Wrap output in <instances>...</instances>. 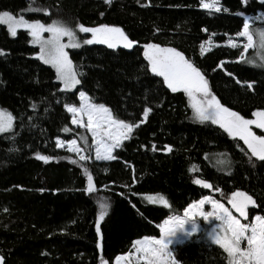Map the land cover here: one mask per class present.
<instances>
[{
    "label": "trees",
    "instance_id": "obj_1",
    "mask_svg": "<svg viewBox=\"0 0 264 264\" xmlns=\"http://www.w3.org/2000/svg\"><path fill=\"white\" fill-rule=\"evenodd\" d=\"M29 4L30 0H0V11L28 19L60 20L72 28L77 24L117 26L138 43L132 49L93 44L72 50L70 59L85 75L75 90L62 92L54 69L34 56L36 48L27 32L19 30L12 37L0 24V50L5 53L0 54V107L15 117L13 130L0 134L3 264H101V257L113 264L134 240L157 237V225L165 218L181 214L189 203L212 192L229 204L232 192L245 191L257 203L249 206L248 219L242 220L264 215V161L253 157L249 163L251 154L242 141L216 125L192 120L186 94L171 92L162 77L151 73L143 55L146 43L176 48L201 69L224 106L250 118L253 111L264 109V69L239 62L241 46L218 45L201 56L200 45L208 38L222 43L235 36L243 26V17L236 13L264 12L261 0H248L246 6L242 0H221L229 11L211 14L200 7V0H112L110 4L105 0H31L32 8L47 9L48 14L28 11ZM261 27L264 22H253L254 29ZM221 61L227 62L223 68L218 67ZM249 82L252 89L247 87ZM79 90L119 118L139 125L131 139L114 150L116 160L96 161L89 156L72 164L66 157L78 160V156L56 148L57 138L77 135L65 104L77 105ZM145 107L151 108L146 121ZM64 127L70 131H62ZM165 146L171 152L164 154ZM225 152L232 161L231 175L216 163L224 157L214 154ZM36 153L55 158L44 163ZM84 167L94 178L96 190L91 194L85 191ZM196 179L212 187L205 189L193 182ZM156 194L164 195L170 207L145 199ZM105 197L111 208L102 222L101 239L95 218L97 202ZM173 253L180 264H228L223 249L201 236L177 245Z\"/></svg>",
    "mask_w": 264,
    "mask_h": 264
},
{
    "label": "snow or ice",
    "instance_id": "obj_2",
    "mask_svg": "<svg viewBox=\"0 0 264 264\" xmlns=\"http://www.w3.org/2000/svg\"><path fill=\"white\" fill-rule=\"evenodd\" d=\"M112 0H105L110 4ZM248 0H242L247 5ZM264 4V0H261ZM200 7L212 12H228L229 9L222 7L221 0H200ZM28 11H44L48 14L47 9L32 8L31 0ZM103 16V13H101ZM237 16L243 17L242 30L236 33L237 37H243L247 40L244 43L239 62H245L256 67H264V28L254 29L253 21L260 20L264 22V12L258 13L255 17H249L244 12H237ZM0 24L7 25L8 32L12 37L17 36L18 30H26L31 36V43L39 46V52L36 58L45 65H50L55 70L56 80L62 85L60 91L71 92L81 85L80 77L85 73L81 72L77 65H74L69 56V49H78L82 45L102 44L109 49H117L122 46L124 49H132L138 42L129 39V36L121 27L100 24L95 27H86L83 24H77L79 33L91 34L90 39L81 41L77 31L60 20H52L51 23H42L40 20L29 21L23 14L19 17L14 16L10 11H0ZM204 31H207L206 29ZM47 33V38H45ZM254 36L257 39L254 41ZM65 38L67 42H65ZM212 41L209 39L208 44ZM228 45L237 48L240 45L229 37ZM144 58L148 62V68L157 77L163 78V83L171 92L176 93L182 90L188 99V104L192 110L191 119L204 124L210 122L212 125H218L230 138H238L247 146L250 156L249 163L255 157L259 161H264V135H256L252 126L257 129H264V109L253 111L252 116L255 119H245L239 112L231 110L224 106L217 96L209 87V81L201 69L195 66L194 62L186 59L185 55L174 47H161L156 43H146L143 45ZM256 49L257 59L247 57L248 49ZM204 44L200 46V54L203 56L206 51ZM0 54H5L0 50ZM226 61H221L219 68H223ZM231 76L232 73H227ZM237 83H240L237 80ZM249 89L253 88V83H247ZM79 106L66 103L65 108L72 115V124L80 128H85L91 133V145H89L87 136L81 135L79 139L83 142V147L78 144L76 139L61 140L56 139V148H67L70 153H75L77 159L66 157L72 164H79L87 161L89 156L86 155L90 148H94L96 161H114L117 156L114 150L123 146V142L131 139L134 128L139 127L136 123L126 122L124 119L115 115L109 107L103 103L93 102L85 91H79ZM36 107L35 104L32 105ZM151 108L145 107L143 116L147 120ZM15 117L6 108L0 107V133H6L12 130ZM145 121H141L144 123ZM69 132L68 127L62 129ZM168 152H171L170 146H165ZM156 146L153 145V150ZM14 150V149H12ZM243 152L244 149L241 148ZM222 156L223 159H217L218 165L224 166L231 175L229 167L231 161L228 159V153L214 154ZM245 155H248L245 152ZM36 158L48 163L55 157L50 155H41L36 153ZM207 158V154H206ZM253 166H255L253 164ZM196 166L190 167L193 171ZM107 172V169H104ZM83 174L87 178V187L85 191L89 194L96 189L93 183V175L87 168H83ZM135 183V180L133 181ZM203 188L212 186L204 180L196 179L193 181ZM43 191V189H41ZM219 191V189H217ZM145 199L152 204H162L164 207H170L169 201L162 194L147 195ZM229 204L239 214L240 218L248 219L249 206H256V201L245 191L237 190L232 192ZM98 212L95 218V230L97 237L102 239V222L108 215L111 208L109 198L105 197L98 202ZM206 204L211 205V211H204ZM7 211V209H5ZM196 217H203L207 220L209 217H215L219 224L207 233L211 243L219 245L227 254L228 264H264V215H256L251 223H242L241 219L233 215L232 211L226 208L218 200L205 196L199 201L189 203L183 210V215H170L161 224L159 228V238L145 236L132 242L130 251L125 255H117L115 264H178L177 259L172 251L169 250L171 241L166 238L172 236L177 230L182 229L186 221L194 220ZM195 226L192 232H196ZM246 242V247H242ZM97 247L101 244L98 241ZM4 258L0 256V264H3ZM101 264H107L101 257Z\"/></svg>",
    "mask_w": 264,
    "mask_h": 264
},
{
    "label": "rangeland",
    "instance_id": "obj_3",
    "mask_svg": "<svg viewBox=\"0 0 264 264\" xmlns=\"http://www.w3.org/2000/svg\"><path fill=\"white\" fill-rule=\"evenodd\" d=\"M258 13H260V12H257L256 14H254V15H248L249 17H255ZM14 16H17V17H19L18 15H14ZM26 18V17H25ZM27 20H29V21H33V20H40V19H28V18H26ZM42 23H45V24H47V23H51V22H48V21H44V20H40ZM255 21V20H254ZM253 21V22H254ZM256 21H260V20H256ZM2 25H4V26H6V28H7V25H5V24H2ZM261 28H264V27H261ZM74 30H76L77 31V34H78V37H79V39L81 40V41H83L84 39H90L91 38V34L90 33H88V34H84V33H79V31H78V29L77 28H73ZM257 29H259V28H257ZM7 30H8V28H7ZM21 30H23V29H21ZM19 31V30H18ZM26 31V30H25ZM27 32V31H26ZM9 33V32H8ZM17 34H18V32H17ZM27 34H28V32H27ZM10 35V34H9ZM45 35V38H47V33H45L44 34ZM11 36V35H10ZM28 38H29V42L31 41V36L28 34ZM233 38V40H234V42L235 43H237L238 45H240L241 47H243L242 45L244 44V43H247V40L245 39V38H243V37H237L236 35L235 36H233L232 37ZM209 39H211V41H212V43H211V45H209L208 44V41H209ZM256 39H257V37H256ZM255 39V40H256ZM228 40H229V37L228 38H226V40L224 41V42H222V43H220V42H214L213 41V39L212 38H208L205 42H202L201 44H204V46L206 47V48H208V47H210V48H212V47H214V46H218V45H225V46H229L228 45ZM254 40V41H255ZM65 42H67V40H66V38H65ZM30 44L32 45V46H34L35 48H36V51H35V53H34V56L36 57V54L39 52V46L38 45H33L31 42H30ZM82 46H85V45H82ZM201 46V45H200ZM118 47H122V46H118ZM232 48V47H231ZM72 50H74V49H69V50H67V51H69V56H70V52L72 51ZM243 51H244V49H243ZM207 52V51H206ZM246 56L247 57H251V58H254V59H257V63H259V60H258V58L256 57V49L255 48H250V49H248V51H247V53H246ZM147 61V60H146ZM148 63V62H147ZM247 64V63H246ZM247 65H249V64H247ZM48 66H50V65H48ZM249 66H252V67H256V66H253V65H249ZM51 67V66H50ZM52 68V67H51ZM257 68H261V69H264V67H257ZM53 69V68H52ZM55 71V70H54ZM61 85V84H60ZM61 87H62V85H61ZM79 91H82V90H79ZM79 91H78V93H77V96H78V104L77 105H75V106H79V103H80V101H79ZM66 109V108H65ZM192 111V110H191ZM70 114V121H72V115H71V113H69ZM245 119H255V117H253V116H251L250 118H245ZM71 123V125L76 129V133H77V135H76V137H73V138H71V139H76L77 140V142H78V144H80L81 145V147H83V142L79 139V137L81 136V135H84V136H87V138H88V142H89V145H91V140H92V138H91V133H89L85 128H80V127H77L76 125H73L72 124V122H70ZM208 123H210V122H208ZM211 124V123H210ZM216 126H218V125H216ZM219 127V126H218ZM12 130H13V128H12ZM11 130V131H12ZM252 130H253V132L256 134V135H264V129H257V128H255V126L253 125L252 126ZM10 132V131H9ZM7 133V132H6ZM0 134H2V133H0ZM71 139H68V140H71ZM238 139V138H237ZM61 140H63V139H61ZM65 141H67V140H65ZM242 143H243V141H242ZM243 145H244V143H243ZM245 146V148L247 149V146L246 145H244ZM62 149H64V150H67V148L65 147V148H62ZM250 153V152H249ZM75 154V153H74ZM86 154V153H85ZM76 155V154H75ZM86 155H88V156H90V157H92V158H94L95 159V151H94V148H90L89 149V151H88V154H86ZM214 193L212 192V194H210V195H206V196H209V197H211V198H213V199H215V200H218L220 203H222L226 208H228L230 211H232V213H233V215H236L238 218H240L239 217V214L238 213H236V211H234V210H232V208L230 207V204H227V203H224L223 201H221V200H219V199H216V197H214V195H213ZM205 197V196H204ZM203 198V197H202ZM202 198H200V199H202ZM199 199V200H200ZM199 200H197V201H199ZM192 203V202H191ZM204 211H211L212 209H211V205L210 204H206L205 206H204V209H203ZM179 215H183V212L181 213V214H179ZM256 215H260V214H255V215H253L252 217H251V219L250 220H248V221H243L242 220V218H240L241 219V222L242 223H251L252 222V220L254 219V217L256 216ZM168 218V217H167ZM167 218H165V219H167ZM164 219V220H165ZM163 220V221H164ZM162 221V222H163ZM161 222V223H162ZM160 223V224H161ZM219 224V221L218 220H216L215 219V217H209L207 220H205L203 217H196V218H194V220H190V221H186V223H185V225L183 226V228L182 229H179V230H177V232L176 233H174L172 236H170V237H168V238H166L167 240H169V241H171V243H169V250L170 251H172L173 252V250H174V248L177 246V245H180V244H183V243H186V242H188V241H190L192 238H194V237H202V239H203V241H205V242H207V243H210V244H213V243H211L210 241H209V239H208V236H207V233L208 232H210L214 227H216L217 225ZM193 226H195L196 227V229H197V231L196 232H192V227ZM159 236H160V232H159V235L156 237V238H159ZM143 238V237H142ZM142 238H140V239H142ZM213 245H215V244H213ZM216 246H218V247H220L219 245H216ZM247 245H246V242H243V244H242V247H246ZM132 247V246H131ZM131 249V248H130ZM222 249V248H221ZM130 251V250H129ZM128 251V252H129ZM127 252V253H128ZM127 253H125V254H127ZM125 254H123V255H125ZM226 256H227V254H226ZM113 264H115V259H114V262H113ZM178 264H180V263H178Z\"/></svg>",
    "mask_w": 264,
    "mask_h": 264
},
{
    "label": "water",
    "instance_id": "obj_4",
    "mask_svg": "<svg viewBox=\"0 0 264 264\" xmlns=\"http://www.w3.org/2000/svg\"><path fill=\"white\" fill-rule=\"evenodd\" d=\"M164 154H167V153H169L167 150H166V147H165V149L162 151ZM230 207L232 208V206L230 205ZM232 210H234L233 208H232ZM235 211V210H234Z\"/></svg>",
    "mask_w": 264,
    "mask_h": 264
},
{
    "label": "clouds",
    "instance_id": "obj_5",
    "mask_svg": "<svg viewBox=\"0 0 264 264\" xmlns=\"http://www.w3.org/2000/svg\"><path fill=\"white\" fill-rule=\"evenodd\" d=\"M228 159L231 161V158L230 157H228ZM232 165V161H231V163H230V165L229 166H231Z\"/></svg>",
    "mask_w": 264,
    "mask_h": 264
}]
</instances>
